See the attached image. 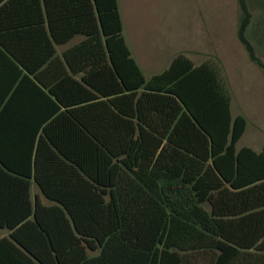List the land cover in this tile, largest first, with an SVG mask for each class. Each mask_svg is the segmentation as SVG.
<instances>
[{
  "label": "trees",
  "instance_id": "1",
  "mask_svg": "<svg viewBox=\"0 0 264 264\" xmlns=\"http://www.w3.org/2000/svg\"><path fill=\"white\" fill-rule=\"evenodd\" d=\"M96 1L105 59L91 84L108 98L69 113L74 139L52 125L40 135L34 177L51 203L0 221V264H264V149L238 148L247 119L232 114L221 66L180 53L147 78L118 0ZM238 4V37L264 71L249 1Z\"/></svg>",
  "mask_w": 264,
  "mask_h": 264
},
{
  "label": "crops",
  "instance_id": "2",
  "mask_svg": "<svg viewBox=\"0 0 264 264\" xmlns=\"http://www.w3.org/2000/svg\"><path fill=\"white\" fill-rule=\"evenodd\" d=\"M118 3L130 46L129 26L144 18L141 14L138 18L143 1L118 0ZM101 29L96 0H0V221H15V210L24 212L27 201L35 202L38 197L45 204L51 203L34 177L38 140L46 126L52 125L54 139H74L71 130L63 127L66 123L73 125L69 113L74 109H88L97 94L108 98L91 84L96 81L97 61L105 59L96 47L97 40L104 38ZM201 42L186 46L181 53L196 64L213 60L225 73L224 66L213 55L198 49L209 41L202 39ZM178 54L156 59L153 55L144 56L138 49L136 53L132 51L147 78L166 69ZM105 71L103 81L110 88L113 76L110 68ZM236 77L238 85L233 86L232 78L229 82L226 75L232 114H241L247 119L246 130L237 146L261 151L264 149V101L263 108L252 110L253 100L247 97L252 87L251 77H256L250 75L249 81H242L240 72ZM255 85L262 86L263 82ZM89 118L87 113L84 119L89 122ZM26 181L30 182L29 197ZM243 202L238 201L240 205ZM262 220L264 226V216ZM258 231L264 236L262 230ZM10 233L6 223L0 224V238L9 237Z\"/></svg>",
  "mask_w": 264,
  "mask_h": 264
},
{
  "label": "rangeland",
  "instance_id": "3",
  "mask_svg": "<svg viewBox=\"0 0 264 264\" xmlns=\"http://www.w3.org/2000/svg\"><path fill=\"white\" fill-rule=\"evenodd\" d=\"M142 1L143 8L141 13L138 12V18L140 14L144 18L131 22L129 26L133 53L138 49L144 56L153 55L157 59L184 52L186 46H197L202 44V39H207L209 42L198 49H202L206 55H213L224 66L229 82L232 78L233 86L238 85V72L241 73L242 81H249L250 75L256 77H251L252 87L247 97L253 100L252 110L263 108L264 73L251 61L238 37V0ZM248 1L253 22L247 35L264 60V0ZM260 81L263 82L262 86L255 85Z\"/></svg>",
  "mask_w": 264,
  "mask_h": 264
}]
</instances>
